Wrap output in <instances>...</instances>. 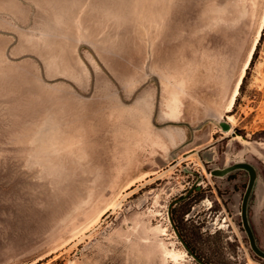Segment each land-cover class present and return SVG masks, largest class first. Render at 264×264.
<instances>
[{
    "label": "rangeland",
    "instance_id": "374dc122",
    "mask_svg": "<svg viewBox=\"0 0 264 264\" xmlns=\"http://www.w3.org/2000/svg\"><path fill=\"white\" fill-rule=\"evenodd\" d=\"M257 18L264 0H0V264H264L248 174L210 175L256 169L264 252V26L229 108Z\"/></svg>",
    "mask_w": 264,
    "mask_h": 264
},
{
    "label": "water",
    "instance_id": "95a60500",
    "mask_svg": "<svg viewBox=\"0 0 264 264\" xmlns=\"http://www.w3.org/2000/svg\"><path fill=\"white\" fill-rule=\"evenodd\" d=\"M219 127L221 129L222 132H229L231 130V135L232 137H238L237 133L234 132L232 130V128L230 127V125L226 122H220L219 123ZM235 171H244L248 174V183L245 189V192L243 194L242 197V201H241V206H240V218H241V225L242 228L246 234V237L248 239L249 242V246L251 251L253 252V254L255 256H257L258 258L264 260V252L258 247V245L256 244V240L253 234V231L251 229V226L249 224V220H248V204H249V199L250 196L253 192L256 180H257V172L256 169L248 164V163H243V162H239V163H235L231 166L225 167L223 169H216L210 172V175L216 178H224L227 175H229L230 173H233ZM197 182L194 186V188L196 190H199V186H198ZM191 192V191H190ZM187 196L183 197L182 199H180L179 201L187 198ZM195 260L199 263H201L198 259L195 258Z\"/></svg>",
    "mask_w": 264,
    "mask_h": 264
},
{
    "label": "bare ground",
    "instance_id": "6f19581e",
    "mask_svg": "<svg viewBox=\"0 0 264 264\" xmlns=\"http://www.w3.org/2000/svg\"><path fill=\"white\" fill-rule=\"evenodd\" d=\"M257 4V3H256ZM257 7V6H256ZM263 7V6H262ZM259 10H260V8H259ZM258 10V11H259ZM261 15V14H260ZM262 16V15H261ZM258 19V18H257ZM259 20V19H258ZM260 22H261V20H259ZM259 23V22H258ZM262 23V22H261ZM258 25V24H257ZM263 26H264V22L262 23V25H261V27H260V29H259V32H258V34H257V38L255 39V41H254V43H253V46H252V48H251V50H250V52H249V55H248V58H247V60H246V62H245V64H244V67H243V69H242V72H241V75H240V77H239V79L237 80V84H236V87H235V89H234V92H233V95H232V98H231V102H230V104H229V108L230 107H232L233 106V104H234V101H235V98L238 96V93H239V87H240V85H241V82H242V79H243V77H244V75H245V72H246V70H247V68H248V66H249V63H250V60H251V58H252V55H253V53H254V50H255V48H256V45H257V43H258V41H259V39H260V36H261V31H262V29H263ZM253 27H254V25H253ZM252 31V30H251ZM252 37V36H251ZM227 122L230 124L231 123V126H232V123H233V120H232V118H228L227 117ZM226 134H231V130L229 131V132H225ZM240 139V137H234V139L236 140V139ZM243 142V141H242ZM245 144V143H244ZM106 206V205H105ZM109 208V207H108ZM113 207H112V205H111V209H112ZM104 210V209H103ZM102 211V210H101ZM103 213V212H102ZM100 214V213H99ZM99 218V217H98ZM97 221V220H96ZM90 223V222H89ZM87 225V224H86ZM92 225V224H91ZM93 226V225H92ZM84 228V227H83ZM88 229V228H87ZM87 229H85V230H87ZM78 230H80V228L78 229ZM81 231V230H80ZM79 231V232H80ZM78 232V233H79ZM76 233V232H75ZM76 235V234H75ZM74 236V235H73ZM172 254V255H171ZM182 255H184V254H182ZM170 256L174 259V260H177V257H179V255H176V254H174V253H170ZM169 256V257H170ZM182 258V257H181ZM180 258V259H181ZM178 261V260H177Z\"/></svg>",
    "mask_w": 264,
    "mask_h": 264
},
{
    "label": "trees",
    "instance_id": "16d2710c",
    "mask_svg": "<svg viewBox=\"0 0 264 264\" xmlns=\"http://www.w3.org/2000/svg\"><path fill=\"white\" fill-rule=\"evenodd\" d=\"M261 39H262V36H260V39H259V41H258V43H257V45H256V48H255L254 53H253V55H252V58H251V60H250L249 66H248V68H247V70H246V72H245V75H244V77H243V79H242V82H241V85H240V87H239V91H240V90L242 89V87H243V84H244V82H245V78H246V74H247V72H248L249 67H250V66L252 65V63H253V60H254V58H255V56H256V52H257V50H258V45H259ZM236 101H237V97H236V99H235V102H236Z\"/></svg>",
    "mask_w": 264,
    "mask_h": 264
},
{
    "label": "flooded vegetation",
    "instance_id": "af4514ba",
    "mask_svg": "<svg viewBox=\"0 0 264 264\" xmlns=\"http://www.w3.org/2000/svg\"><path fill=\"white\" fill-rule=\"evenodd\" d=\"M225 135H229V134H226V133H224ZM203 264H208V263H205V262H203Z\"/></svg>",
    "mask_w": 264,
    "mask_h": 264
}]
</instances>
